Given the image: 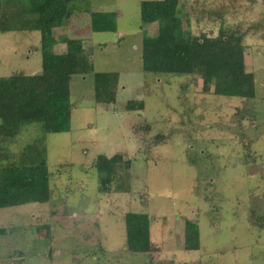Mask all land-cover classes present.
<instances>
[{
    "label": "rangeland",
    "instance_id": "1",
    "mask_svg": "<svg viewBox=\"0 0 264 264\" xmlns=\"http://www.w3.org/2000/svg\"><path fill=\"white\" fill-rule=\"evenodd\" d=\"M142 1L154 0H87L92 12H117L115 32H92L84 12L53 30L82 40L94 72H119L116 100L96 104L93 75L73 76L69 132L43 136L32 124L0 143L14 157L42 135L50 175L48 201L0 210V264H264V224L250 221L254 202L264 213V2L179 0L193 36L242 35L255 86L248 99L205 93L197 74L143 72L141 42L158 25L140 27ZM40 72L38 32L0 33V78ZM129 101L143 110L125 109ZM100 154L131 161L129 192L98 193ZM127 213L148 215L156 251L126 249ZM188 223L198 227L196 251Z\"/></svg>",
    "mask_w": 264,
    "mask_h": 264
},
{
    "label": "trees",
    "instance_id": "2",
    "mask_svg": "<svg viewBox=\"0 0 264 264\" xmlns=\"http://www.w3.org/2000/svg\"><path fill=\"white\" fill-rule=\"evenodd\" d=\"M79 2L86 7L79 6ZM264 2V0H263ZM90 15L92 32H115L117 12H92L87 0H0V33L38 32L40 34L41 72L36 75L15 73L0 78V143L12 141L22 129L41 126L44 134L70 130V82L76 75H93L96 104L116 100L119 72H94L93 64L81 39L53 35L56 27H68L81 13ZM140 27L157 23L154 36L141 42V64L145 73L155 75H194L202 80L205 93L213 87L218 96L251 99L255 95L254 76L245 71L242 35L220 28L216 36H193L183 27L179 0H154L140 3ZM56 39V40H55ZM65 45L64 53L53 46ZM129 111L143 110L141 101L125 104ZM149 125L144 130L149 129ZM143 129L136 128V132ZM42 135L26 144L21 152L0 153V210L46 202L49 179L46 148ZM98 193L130 191L131 161L116 154L98 155L93 163ZM256 200V199H255ZM264 200V199H263ZM250 219L263 226L264 213L254 202ZM126 249L135 254L156 251L150 240V220L144 213L123 217ZM187 248L199 249V231L188 223Z\"/></svg>",
    "mask_w": 264,
    "mask_h": 264
}]
</instances>
